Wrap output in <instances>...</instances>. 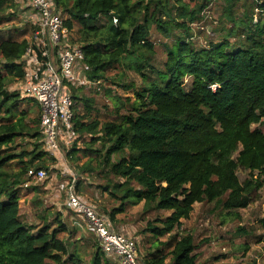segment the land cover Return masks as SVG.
Here are the masks:
<instances>
[{
    "label": "trees",
    "instance_id": "16d2710c",
    "mask_svg": "<svg viewBox=\"0 0 264 264\" xmlns=\"http://www.w3.org/2000/svg\"><path fill=\"white\" fill-rule=\"evenodd\" d=\"M7 1L0 0V23L9 8ZM53 1L70 30L79 25L72 43L82 50L87 82L78 87L66 84L74 101V140L66 156L74 152L79 139L88 136L84 152H94L107 175L118 180L105 189L121 198L119 208L108 214L99 206L95 209L107 215L111 225L127 204L143 202L146 211L170 212L159 220V228L149 229L155 238L178 230L195 204L214 203L226 217L239 219L238 211L264 188V131L260 128L264 125V14L254 11L255 2L241 3L244 12L239 16L236 8L241 0H190L197 1L193 7L185 0ZM219 2L224 4L221 19L231 27L219 29L226 35L218 42L195 45L190 26L205 23ZM151 30L168 40L163 44L166 59L159 67L152 63L156 42ZM29 45L26 39L0 40V264H65L62 258L68 248L58 238L66 231L64 224L58 222L53 229L48 224L37 229L25 224L19 215V189L27 181L20 183L19 175L2 172L18 158L6 149L22 136L34 139L30 162L38 165L32 167L49 171L44 164L40 111L29 125V113L20 107V100L28 98L8 86L24 77L20 61ZM33 52L41 61L37 48ZM117 66L138 73L143 85H123L133 90V99L116 105L112 121L100 123L89 118L92 101L84 97L85 89L89 84L90 88L100 86L106 73ZM96 143L99 150L93 149ZM29 169L23 167V177ZM239 172L245 173L243 180ZM261 223L264 228V219ZM236 232L243 234V229ZM171 241L167 256L156 249L144 264H166L168 257L167 264H196L191 234L176 233ZM103 255L97 245L90 263L119 264ZM78 260L73 252L67 257L71 264Z\"/></svg>",
    "mask_w": 264,
    "mask_h": 264
},
{
    "label": "rangeland",
    "instance_id": "374dc122",
    "mask_svg": "<svg viewBox=\"0 0 264 264\" xmlns=\"http://www.w3.org/2000/svg\"><path fill=\"white\" fill-rule=\"evenodd\" d=\"M241 0L236 10L240 11L239 16H243L244 3ZM193 7L197 2L185 0ZM219 4V5H218ZM213 5V9L208 15V20L204 23L190 26L193 43L197 46L207 45V41L218 42L226 31L219 30L221 27H231V23L221 19L223 13V3ZM9 8L4 13L3 22L0 23V40L12 38L18 41L26 39L29 43L33 40V27L31 22V10L24 0L7 1ZM248 5V3H247ZM246 5V6H247ZM255 11V10H254ZM258 18L255 17V20ZM236 24L234 34L239 28ZM227 26V27H226ZM79 25L74 26L73 38H77ZM152 39L156 42V54L152 63L159 67L166 59L164 43L167 38L162 34L151 30ZM174 34V33H173ZM172 34V35H173ZM173 37V36H172ZM234 41V39H230ZM18 83L9 84V90L14 91ZM89 84L85 89L84 97L92 102L89 118L98 119L100 123L112 121L116 105L120 106L125 99H133L132 89H125L123 85L140 87L143 85L141 76L133 70L126 69L124 66H117L110 69L100 86ZM111 91L110 94L106 92ZM20 107L27 110L29 115L26 122L32 123L39 113L38 107L30 99L20 100ZM78 111L84 114L82 104H78ZM88 120V119H85ZM38 125V124H33ZM32 126V124H31ZM264 131V125L260 126ZM74 140V137L71 141ZM84 141H89V137L79 139L75 145V150L67 155L72 143L61 151V155L52 161L48 157L45 167L44 180L35 182L23 177V167L37 166L31 157L35 153L34 139L31 136H22L16 139L11 148L6 152L18 155L17 162L3 168L2 172L7 175L17 174L22 184L19 189V215L20 219L27 225L36 229L43 224H48L51 229L57 228L58 222L64 224L66 231L60 232L58 238L62 239L68 248V254L63 256L65 264L70 253L78 255V264H91L90 260L97 248L95 237L91 235L86 226V221L82 215L72 213L66 203L67 185L74 179V188L83 200L92 204L93 207L99 206L107 214L112 209L119 208L122 200L109 194L113 183L118 180L112 175H107V169L99 165L100 158L94 152H84ZM100 144L93 146L94 150H99ZM97 155V154H96ZM22 161V163H19ZM241 180L245 178V173L239 172ZM24 179V180H23ZM108 187V189H109ZM120 194H118L119 196ZM255 200L245 209L239 210L240 218H230L225 216V211L215 207L214 203H201L193 206V211L189 219L182 221V226L170 234H164L155 238L152 227H160L159 220L170 215L168 211H156L143 208V202L139 204H127L126 210L122 214H117L115 224L112 223L115 231L122 233L136 242L139 261L144 264L145 258L153 254L156 249L162 251L163 255H168L172 244L171 237L176 233L191 234L194 238L196 264H264V228L261 221L264 219V188H262ZM95 208V207H94ZM107 216V215H106ZM238 228L243 229V234H238ZM104 258L118 262L113 256L103 255ZM119 263V262H118ZM165 263H169V257ZM46 264H54L46 261Z\"/></svg>",
    "mask_w": 264,
    "mask_h": 264
},
{
    "label": "built area",
    "instance_id": "2783aa9c",
    "mask_svg": "<svg viewBox=\"0 0 264 264\" xmlns=\"http://www.w3.org/2000/svg\"><path fill=\"white\" fill-rule=\"evenodd\" d=\"M31 12L32 38L20 64L24 65V77L17 88L23 97L36 102L40 111V130L43 149L49 158L60 156L64 147L73 141L74 101L66 84L87 85L83 78L82 50L72 43V30L65 25L53 0H24ZM256 13H263L261 0H252ZM117 23V19H113ZM40 52L41 61L33 49ZM29 180L45 179L46 171L31 168L26 174ZM73 179L67 185L66 203L72 213L82 215L88 230L106 256L115 257L119 264H142L138 259L134 239L114 230L108 218L101 215L90 203L83 200L74 188ZM28 182L25 183V187Z\"/></svg>",
    "mask_w": 264,
    "mask_h": 264
},
{
    "label": "crops",
    "instance_id": "0c3cea01",
    "mask_svg": "<svg viewBox=\"0 0 264 264\" xmlns=\"http://www.w3.org/2000/svg\"><path fill=\"white\" fill-rule=\"evenodd\" d=\"M38 107V106H37ZM38 109H39V107H38ZM64 148H66V147H64Z\"/></svg>",
    "mask_w": 264,
    "mask_h": 264
}]
</instances>
